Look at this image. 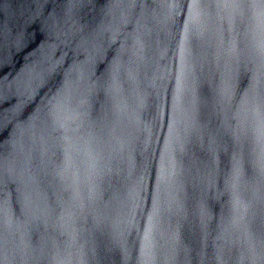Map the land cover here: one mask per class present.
Returning a JSON list of instances; mask_svg holds the SVG:
<instances>
[{
	"label": "clouds",
	"instance_id": "9594fccd",
	"mask_svg": "<svg viewBox=\"0 0 264 264\" xmlns=\"http://www.w3.org/2000/svg\"><path fill=\"white\" fill-rule=\"evenodd\" d=\"M43 24L0 79V264H94L98 234L125 264L133 234L136 264H177L189 215L215 264H264V0H107Z\"/></svg>",
	"mask_w": 264,
	"mask_h": 264
},
{
	"label": "water",
	"instance_id": "95a60500",
	"mask_svg": "<svg viewBox=\"0 0 264 264\" xmlns=\"http://www.w3.org/2000/svg\"><path fill=\"white\" fill-rule=\"evenodd\" d=\"M107 0H0V79L14 75L13 67L19 69L25 56L45 38L43 20L55 10L63 16L69 8L77 18L91 19L97 16ZM17 41L20 49L17 48ZM15 99L0 101V121L11 119ZM10 127V126H9ZM152 225L146 222L145 240L150 247ZM132 260L136 264L140 242L133 234L129 237ZM212 239L205 241L195 218L189 215L180 229L177 264H215ZM94 264H125L121 249L106 235H97Z\"/></svg>",
	"mask_w": 264,
	"mask_h": 264
}]
</instances>
